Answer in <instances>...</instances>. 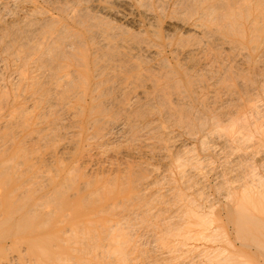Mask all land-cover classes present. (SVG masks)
<instances>
[{"label": "rangeland", "instance_id": "1", "mask_svg": "<svg viewBox=\"0 0 264 264\" xmlns=\"http://www.w3.org/2000/svg\"><path fill=\"white\" fill-rule=\"evenodd\" d=\"M161 5L159 4L161 10L157 6V11L159 13L160 10L163 20L165 18L163 16H165V14L170 11V8L168 7L167 3H165V5L164 4ZM141 8H143L142 4H141ZM85 18L87 20L84 19L85 21L83 20L82 23H79L80 27H82V24L84 27L85 25L87 26L90 23L89 21L90 19H88V17ZM28 25H30L31 27ZM16 27L14 26L16 30L18 28L20 29H18V32H16V30L13 28L15 30V31L13 30L15 32L14 38L15 36L17 39H20L21 37L24 36L25 38H27L28 36L30 38L31 35L32 39L30 38L31 40L29 39L30 41L28 42L30 43V45H35V44L37 45L39 41L38 39L40 38H41L40 43L44 42L42 41V35L40 34L41 30L39 29L40 28L39 24L29 23L25 25L22 23L19 25V27L18 26ZM26 27L27 29H25ZM97 27L98 26H96L93 30L95 32L96 31L98 32L99 29V36H97L98 38L97 37L96 38L98 41H100L102 39L100 35L102 34L101 32L103 31V28L101 26H99L98 28ZM29 28H31L32 30L31 29L29 30ZM37 28L39 30V31L37 30L39 33L36 31ZM237 28H238L237 30L236 28H234V30L231 31L232 34L222 32L224 30H222L221 28H213V31L215 29L214 31L215 33L213 31L212 32L215 35L206 32L207 37L209 34L211 39H209V37L207 38L205 35V37L203 36L200 40H198V43L200 44L196 43L197 44L196 46H198V48L196 46L195 48H197L198 53H202V54L200 55L201 56L200 58L198 57L199 59L197 58L194 61V63L197 64L198 69L196 68V70L198 71L200 70L199 71L200 73L198 72L197 74L198 76L190 75V77L192 76L191 77L192 81H190V84L185 82L186 79L182 78V75H170V76L166 75L167 77L161 75L162 73L160 72V69L164 67L163 66L158 67L157 64L160 62L165 64L166 62H163L158 58L148 57L149 55L147 56L146 52L141 53L137 51V49L136 51L134 49L135 54L137 53V54L145 55L146 53L145 57L147 58H145L142 55H140V57L144 61L145 63L144 65L148 64L150 68L149 71L145 72L146 76L145 75L141 76V77L144 76L142 80L137 81L136 79L137 78L141 79V77L139 75L138 76L129 75L131 71L127 73L125 72V69H123V67H118V68L120 69L122 68L125 74L122 72V69L120 71V69L117 70V67H115V69L113 66L109 67L110 71L107 70V72L111 74H114L116 71L122 73L120 74L118 72L119 75L115 73L114 74L115 77L113 75H103V74L101 75L100 73H102L103 71L100 73H96V75L98 76L94 75L95 77L100 79H105V77L107 76L108 77L113 76L112 77L113 79L109 80L104 85L106 86L111 84L109 86L112 87V88L110 87L112 94L110 93V96L105 97V100L107 98V100L105 101L107 103H105V105L108 104L107 106H111L110 109L109 107L108 109L112 112V114L110 115L106 111L103 112V114H99L97 117L96 115L91 117L92 122H90L91 124L90 126H92L95 122L100 120L101 121L99 122V124L95 123L94 126H96L97 124L102 125V121L104 120L105 122H107L105 123V126L115 127L116 126L115 124H117L116 122H118L119 119H121L120 121L125 119L126 120V121L124 120L125 122L129 120V122H127V127L129 129L128 131L130 132V134L128 135L129 137L127 136L128 139L126 138V136H121L123 134L117 137H113V136L108 137V143L110 142L111 145L112 144L114 145V146L112 145V147L110 148H112V151L113 149L114 151L117 150L115 152L113 151L114 153L117 154L118 152L117 157L113 159L114 161L113 160L112 161L110 160L111 162L108 161L109 163H111V165H109V163L107 164V162H101L100 164H98L99 166L96 167L97 172L98 171L102 172L103 170H109V168H112V171L114 170L113 172H115L116 170V178H114V180L112 176L115 177V174H113L111 170L109 171V173L108 171H106L107 173L105 177H104L105 174L104 172L103 174L100 172H99L100 174L97 173V175H95L96 177L94 176L95 173L92 174L93 176L89 175L87 177L88 174L87 165H85V167L83 168H80L79 170H75L76 173L75 171H73L72 173L71 170H70L71 172L65 170L67 167H71L72 165H74V163H76V161L78 160V157H76L75 153L73 151H70V149L72 150L71 147L80 142V140H78L80 129L78 128V125H76L77 123L74 114H72V112L68 108L63 107V109L62 108L57 109L58 107L55 106L56 107V111H55V107L53 106L52 112L54 109L55 115L51 113L49 115V119L53 120L55 119V117H59L61 119L63 118L62 121L64 122V118L66 117L65 118L66 123L62 122V124L58 125L59 128H62L63 130L62 129L60 130L58 126H55V129L53 128V131L52 129L49 130L50 132L44 131L43 134L45 135L43 136L40 135L38 139L39 141L36 140L37 138L34 140L36 141L35 146H39L40 148L41 153L39 154V157H42L43 154L46 155L49 151L52 152V150L47 146L48 144L46 145V143L48 142H46L45 140L46 139L45 137H47L46 133L47 134L50 133L48 134V136L51 138L57 136L55 138L56 142L57 141L59 142L61 138L62 140H64L65 138L66 141L61 140L63 143L60 141L57 144L61 143L62 145L68 147L69 150L68 149L66 150L67 151L65 154L66 156L63 155V157H53L52 159H49V162L50 161L55 162L54 159L56 160L55 163L50 162L51 165L53 164L52 166L48 164V166H51L50 169L52 170L51 171L49 169L50 175H48L49 170L48 173H44V171L46 172L47 171L46 169L48 168H45V170L42 171L41 174H39L42 175L41 177L45 176L44 179L47 180L46 181L47 184L46 182H44L45 180L43 178L40 179L38 177L39 175H36L38 179L37 177L33 179L32 178L33 174L27 173L25 176H23V179L26 180L27 184H25V186H23L20 190L18 188L17 191L16 190H9L8 192L3 190L0 191V200H1L0 206H2L0 207V264H264V36H263L264 34L263 33L260 34L258 32H257L258 34L257 33L255 34L254 31H252L251 33L250 30H245L244 26L242 25L239 26L237 25ZM64 29L65 30H62V32H59V36L62 35V34L60 35V33H63V37L61 36V38H64L66 36L67 40H65L64 42V40L59 37L61 41L57 40V42H54L56 45L59 43L58 44L59 48L63 46L62 49H59L58 46L56 47L55 45H52L54 43L47 40L46 45L44 44L45 42L42 43L44 45L42 46L39 45L41 47L40 50L44 51L43 55L41 56L42 60L40 59L42 63L39 60L38 64L41 63L40 65L37 64V61L35 62V66L33 65L37 74H41V76L43 75L45 76V78L49 76V73L50 76L52 77H53V73H55L54 75L55 78L50 77L51 78L50 79L48 77V79H45L43 76L41 77L44 85L47 84L46 83L47 81L50 82L48 83V85H45L46 88L48 89L51 88V85L55 84L54 80L56 82L57 77L60 75L61 72H63L64 67H66V65L64 66V64L70 62L69 60L70 59L72 60V57L78 52L76 51L79 48L78 47L76 49L77 45L76 46L74 45L75 46L74 47L75 51H74L73 45L69 44L70 33L68 32L67 28ZM27 30H29V32ZM65 31L67 32L68 37L67 34L64 35ZM94 31H92L91 33H93ZM207 31H211V30H207ZM24 32L26 33L24 34ZM127 33L128 30L125 28L116 29L115 32H113V34L116 35L112 34V36L114 37L111 36V39H108L106 41L108 43L107 45H109L110 41L126 44L127 41L126 42L124 41L126 40ZM222 33H223V39L226 38V40L222 39ZM33 37L36 38L35 41H33L34 39ZM217 37L219 38L220 41L217 40ZM213 39L215 41H212ZM224 41H226V43ZM229 41L231 42L234 41V42L233 43L230 42L231 44L229 45L227 43ZM130 42L132 43V41ZM218 42L220 43L222 42L225 46L224 45L222 46V44ZM216 43L219 44L220 46H216L217 45ZM205 44L208 45L209 49L205 46ZM47 45H50L52 47L50 46L48 47ZM239 45L242 46L240 47ZM67 46L68 47L71 46V51L70 48H68ZM152 46L153 44H146V47L152 48ZM44 47L46 48L44 49ZM64 47L66 48L64 49ZM213 47L214 48L217 47V50H214ZM47 48L48 49L55 48V51L54 49L48 50ZM102 48L104 49L106 48L105 50H107V46L105 47L103 46ZM80 49L81 48H79L78 50ZM65 50H69L74 54L69 52V54H71L70 56L68 55V51L67 53L64 52ZM203 50L204 52H202ZM47 51L50 52L46 53ZM53 51L54 53L51 54V52ZM59 52H62L63 54H60ZM205 53H208V56ZM54 54L57 56V59ZM65 54H67L68 57ZM54 56L55 58H53ZM51 58H53V61L51 60ZM148 58L149 61H147ZM204 59L206 61H203ZM54 60L55 62L57 60V62L55 63ZM203 62L204 65L202 64ZM58 63H62L61 64L62 66H60V64L58 65ZM155 63L156 65H154ZM47 64H49V66L51 67L50 69H54L53 66L55 65L54 67H56L55 68L56 71L55 70L52 71L49 68H47L48 67ZM153 66L156 67H154V69L151 70ZM207 66H209L210 68ZM202 67L204 69L205 68L207 69L204 70ZM42 68H44V70ZM202 69L205 71L207 75L204 74V71H201ZM37 70L39 71L41 70V72ZM57 70H60V72L59 71L57 72ZM154 70L156 71L154 72ZM4 71L1 72L3 74H0V78L1 80L3 78L2 81H7L9 74L7 69ZM148 73L149 74L152 73L151 76ZM147 74L149 76L148 79L146 78ZM116 75L118 76V78L122 79V83H120L121 79H118ZM133 76L137 78L135 79L133 78L130 81L127 80L128 78ZM4 77L6 78L4 79ZM115 78L117 80H114ZM123 78L125 79V82ZM150 78L152 79L155 78L156 80L158 79V81L161 83L157 82L154 85L152 79L151 82H149ZM166 78H168L169 80ZM198 78L199 80H197ZM146 79L148 80V82ZM155 79L153 81H155ZM133 80L134 82L136 81L137 83L139 82L140 85L141 83L143 85L140 86L136 82L134 83ZM126 82H128V86L126 85ZM131 82L132 85L130 84ZM175 82H177L176 83L177 85L175 84ZM195 82L197 86L191 87L192 85H195L194 84ZM167 83L169 84L170 87L172 85V88H170L172 89V91L176 90L173 92L171 90L169 91L172 92L173 95L170 94L169 92L167 93L164 91L162 92L159 89L161 85L163 86L166 85ZM199 83L201 85H199ZM119 84L121 86V89L120 86L117 87V85ZM130 86L133 89H131ZM153 86L156 87L153 88ZM7 88L5 89L7 90ZM127 88L130 89L129 90L130 92L128 91ZM179 88L181 91L180 93L178 90ZM194 88H197V90L196 89L194 90ZM181 89L182 90L184 89L183 93ZM121 90L124 93H122ZM140 90L141 91L145 90L146 92L145 99L142 98L138 100L137 98H135L137 93L138 92L140 93ZM53 91L55 90L52 89L51 92ZM119 91L122 94L119 93ZM125 91L126 93H128L126 94L127 96L125 95ZM149 92L150 94L148 96L147 93ZM155 92L156 93L159 92V93L155 94ZM160 92L162 95H159ZM50 94H51L50 96L55 97L54 92ZM124 96L125 98H127L128 96L131 97V99L129 98V103H131L130 105L129 104L121 105L125 103L124 102L125 100H122L125 99L123 98ZM177 96L180 99H178ZM160 98H163V101L165 100L167 102H162ZM173 98L179 104L176 103L174 104V106H172L173 104L170 102L173 100ZM157 99H159L160 101ZM169 99H171V101H169ZM181 99H185V100H181ZM109 100H111L110 101L112 102L111 104L110 102H108ZM120 100H122L121 104H120L121 102ZM147 100L149 101V103ZM144 102L146 105L149 104V107L146 106ZM150 102H152L154 105L152 103L150 104ZM157 102H160V104L159 103L157 104ZM168 103H170L169 107L171 109L173 107L172 110L168 108L167 106ZM159 105L161 106L159 107ZM180 105L181 106L183 105L182 108L184 109H182ZM124 106L126 110L128 109L129 106L132 109L129 107L127 112H125L126 110L124 109ZM137 106H139L140 108H137ZM162 106L163 107L165 106L163 108L165 112L163 111ZM177 106H179V109ZM118 108L120 109V111L122 109L121 112L122 116L120 115V112L118 115V111H119ZM136 108L138 110L140 109L142 110L140 111L141 115L144 114L145 112H146L145 115L146 114L147 115L146 116L144 115L145 117L143 115L140 116V112L138 110L136 111ZM142 108L145 110H143ZM152 108L154 109L158 108V109L154 110ZM64 109L67 110V112L62 111ZM58 111L59 114L62 115L63 117L60 116L58 113H56ZM63 112H65L64 114L68 115V118L66 115L64 117ZM113 112L117 113L116 116L119 118H117L113 114ZM150 112L151 115L149 114L150 115L149 116L148 113ZM69 113L73 116H71ZM104 113H106V116H104L105 115ZM152 113L154 114V116H152L153 115ZM179 113H182V115L179 116L180 115ZM170 114L171 115L175 114L174 117L176 116V118L170 116ZM168 115L171 117V119H169ZM70 116L72 117L71 119ZM135 116L137 117L139 116L143 120L142 119L140 120L139 117L135 118ZM95 117L97 118V121ZM167 117L169 120L167 119ZM115 118L117 119L115 120ZM165 118H166V123H165L166 126L164 124ZM68 119L70 123L66 121ZM72 120L73 122H71ZM135 120L136 121L140 120V121H137L136 123ZM149 120L151 123L149 122ZM132 121H134L135 123L133 124ZM152 121L153 122L155 121L156 124L158 125V128L160 127L164 132V133L161 132V129L157 128L156 131L157 130L159 131L157 132L155 131L156 136L162 134L163 135L162 137L158 136L157 138L154 135L155 140L157 139L158 140L155 141L154 138L150 139L147 142V144H145L146 142H142L141 140H138L139 142H141L139 143L136 139L134 140V138H132L134 135L133 130L134 133L139 132V134L136 133L137 137H135L136 135H134L135 138H138V136L145 129L144 128L145 123L146 126H149L153 123ZM184 121H186V123ZM67 122L71 126L70 125L68 126ZM148 122L150 124H148ZM129 123H130L129 125L130 128L128 126ZM132 124L134 125L135 128L133 127ZM63 125L65 126L64 128L62 127ZM136 125L137 126L141 125L139 127H141L142 129L140 130V128L137 127ZM131 126L133 129H131ZM167 126L169 127L168 128L169 131L167 130V128L163 130V127L165 128ZM15 128L16 127H13V129L11 128L12 129L11 133H10V129L7 130L6 132H8L9 134L6 132L2 133L0 136L1 139L0 143H2V139H4L5 141L12 139L13 136L12 131L15 132L17 129H19L18 127L16 129ZM56 128H58L57 129L58 132L56 131ZM71 128L74 129L70 130ZM103 130L104 129H102V131L100 130L98 135H100L101 132H103ZM135 130L138 131L135 132ZM53 132L55 133V136L53 135L54 134ZM92 132L93 129L92 131H89L88 134V137L92 136V139H89L90 138L89 137L88 138L89 140H87V142L88 143L93 142L96 148L87 151V154L94 155L95 153L99 152L101 153L99 156L104 159L103 155H105L104 152L107 150L106 148L108 146H100L99 144L102 141V139L96 137L95 135H92ZM105 132L106 131L104 130L103 133L105 134ZM103 133L101 135H103ZM60 134L63 136H61ZM77 134L78 137H76ZM58 135L60 136V138ZM167 135L168 137L166 138ZM71 136L73 138L75 137L78 141L75 140L76 142L74 141L73 144L72 141L74 139H71L72 138ZM93 136L96 137L97 139L96 138L93 139ZM66 137L69 138V143H67L68 138ZM163 137L164 139H162ZM131 138L132 141L130 142ZM112 139L114 142L112 141ZM122 140H124L123 142L126 141V143L129 145L125 143L123 144L121 142ZM44 141L45 143H43ZM117 141H118V145L116 143ZM41 142L43 144H41ZM70 142L73 145L70 144ZM67 144L68 145L70 144L72 146L70 147V145L68 146ZM115 144L117 145V148ZM145 145L147 149L145 148ZM41 146L42 147L44 146L43 150L41 149ZM99 148L102 150H100ZM122 151L123 152L127 151L132 154V157L133 156L134 157L129 158V161L127 158H121L120 156H122L121 153ZM141 151H143L144 153L141 154L142 153ZM148 152L150 153L152 152L153 154L152 153L149 154ZM68 154L71 155V159L69 160L67 159L68 160L67 161L65 159L69 156ZM142 156H146V157L142 158ZM118 157L121 158L122 160L121 159L117 160ZM135 157L140 158L141 160L138 159L137 161ZM153 157L155 158V160ZM59 158H61V160ZM133 160L135 162L134 165L136 164V167L133 166ZM18 161H20V165H18L19 164ZM62 161L63 163H59ZM126 161L129 163H126ZM137 162H139V164ZM11 163H12L10 164L11 166L7 165L9 167L5 166L6 168L5 167L3 168V170L4 169L6 170L5 175L3 174L2 170L0 171V173L2 172L1 174H3L0 175L2 176L0 178H2L4 181H6V177L10 181V179H12L15 176L14 173H16L15 171L17 169L19 171L17 170L18 173L16 174L17 175L16 177H20L21 175L24 174L21 172L23 169V166L21 165V160L15 159L14 162ZM121 164H126V167L125 165H121ZM91 167L92 165H90L89 169H91ZM8 168L10 171L8 170ZM54 168H56V170ZM63 169L64 171H62ZM124 170H126V174H123L122 171ZM134 171H136L137 174ZM10 172L11 174H9ZM51 172H53L52 175ZM56 172L57 173L59 172L58 174L59 177L56 176L57 175ZM67 173L70 175H67ZM76 174L78 175L77 177ZM156 174H158L159 176H156ZM71 175L75 177V180L73 179V177H70ZM100 175L102 176L99 180H103V182H105V185L103 192L100 191V193H98L99 191L97 192L94 187L97 181L94 180H98V177ZM126 175L127 177H124ZM49 176L51 177V179H49L50 178ZM90 176L93 180H91ZM109 176L111 177V179ZM67 177L69 178L65 179ZM30 179H33V182H31L32 180L30 181ZM105 179L107 180V182L104 181ZM66 180L70 182L68 181L65 182ZM72 180H74L75 183L72 184ZM89 180L91 181L89 182ZM112 180L115 182V184L114 182H112ZM34 182L35 185H33ZM86 182L88 183V185H86L87 184ZM43 183L44 185L42 190L41 185ZM107 183H109L108 186L110 185V183L111 185L108 187ZM67 184H69L70 186ZM145 184L147 185V188L145 187L146 186ZM28 185H31V188ZM32 185L34 186L33 188ZM89 185L90 187H88ZM80 186L82 188L86 186V188H84L83 190L81 189ZM29 188L31 191L28 190ZM35 188L39 192H37ZM57 188L59 192L57 191ZM107 188L110 191L107 190ZM54 191L57 192L56 195H55L56 192ZM74 191H76V193H74ZM121 191L124 192L122 193ZM91 192L93 194L95 192V194L93 195ZM102 193L104 194L102 195ZM25 194L26 196L24 197ZM99 194H101V196ZM43 196H45V198L41 199ZM46 198L48 199V201ZM113 198L115 199L117 198L118 201L114 203ZM45 199H46V204L48 205L49 208L44 203ZM50 199L52 200L51 202L49 201ZM65 200H68V202ZM81 200L84 201L85 203H83ZM49 202L51 205L48 204ZM75 202L78 203V206ZM117 203L119 205H116ZM37 204L40 206V209L39 206H37ZM65 204H67L68 207H72V208L81 207V209L85 211L86 210L92 211L91 222H87L86 224H82V225L79 224V225L71 226L68 221L69 218L68 213L70 211L62 208ZM114 206L116 207L118 206V207L117 208L115 207L113 209L112 207ZM99 210L100 213L102 212V214L99 213ZM63 218L64 220L65 219L66 220L64 221ZM49 220L50 222L48 224ZM93 222L94 224L91 225L89 224Z\"/></svg>", "mask_w": 264, "mask_h": 264}, {"label": "bare ground", "instance_id": "2", "mask_svg": "<svg viewBox=\"0 0 264 264\" xmlns=\"http://www.w3.org/2000/svg\"><path fill=\"white\" fill-rule=\"evenodd\" d=\"M165 3L168 4V7L170 8V11L168 13L165 14V17L163 20H162V16H161V13H160V10H161V7L162 5L161 4H164ZM141 4L143 6V8H141ZM159 4L161 5V7L159 6ZM157 6L160 8L159 10V13L157 11ZM167 6V5H166ZM158 8V9H159ZM216 16H215V15ZM85 17H88V19H90V23L86 26L83 27V24H82V27H80L79 23H82V21L84 19H86ZM87 20V19H86ZM85 21V20H84ZM241 21V22H239ZM29 24V23H33V24H39L40 25V30H41V35H42V43H44L45 45L47 44V40H49L50 42H57V40H60L59 37L61 38V36L63 37V33H60L61 36H59V32H62V30H65L64 28H67L68 29V32L70 33V43L71 45H73V48L77 45L76 49L79 47L81 48L80 50H76L78 51L73 57H72V60L70 59L67 64H64V66L66 65V67H64L63 69V72L60 73V75L57 77V80L55 82L54 80V85H51V88H46L45 85H48V83L50 82H45L47 84H43V81H42V76L41 74H37V72L35 71V68L33 67V65L35 66V62L37 61V64H38V61L41 59L42 60V55H43V52L44 51H41L40 50V46L44 45L42 43H40V39H38V44L36 45H30V43H28L32 37L30 35V38L29 36L27 38L24 37H21L20 39H17L16 36L14 38V35H15V30H16V26L19 27L20 24ZM86 23V22H85ZM239 23V24H238ZM101 24V25H99ZM31 25V24H30ZM28 25V26H30ZM237 25H242L244 26L245 30H250L251 33L252 31L255 32V34L258 32V33H263L264 34V0H0V74H3L1 72H3L4 70L7 69L8 71V80L7 81H2L1 78H0V136L2 133L6 132L7 130L10 129V133H11V130L13 129V127H18L19 129H17L15 132L12 131V139L8 140V141H5L4 139H2V143H0V171L2 170L3 171V174L5 175L6 173V170L3 168L6 166V167H9L7 165H10L12 164L11 162H14L15 159H19L21 160V165L23 166V169H22V173H24L23 175H19L20 177H16L17 175V170L15 171L16 173H14V177L12 179H10V181L7 179L6 177V181H4L2 178H0V191L3 190V191H6L8 192L9 190H16L19 188V190L25 186L26 183V180L23 179V176H25L27 173H31L34 175H32V178L35 179V177H37L36 175H39L41 174L42 171L45 170V168H48L46 169L47 171L44 173H48V170L50 169V167L53 165L50 164L49 162V159H52L53 157H63V155L66 154V150L68 149V147L62 145L61 143L60 144H57L59 143L61 140L58 142H56V137H49L48 134L50 133H46V136L45 137L46 139V145L52 150L49 151L46 155H42V157H39V154L41 153L40 151V148L39 146H35V142L34 141L36 138V140L39 139V136H43L45 134H43L44 131H49L50 129H52L53 131V128L55 129V126H58L59 124H62V120L63 118H59V117H55V119L51 120L49 119V115L51 113H53L55 115V111H56V107L57 106L59 108H62L63 107H66L68 108L72 114H74L75 116V120H76V125H78V128L80 129L79 131V139L80 142L75 144L74 146H72L74 144V141L77 140L75 137L71 139H74L72 142L73 144L70 142V147L72 148V150L70 149V151H73L76 155V157H78V160L76 161V163H74V165H72L71 167H67L65 170L73 173V171L75 170H79L80 168H83L85 167V165H87V169H88V174H87V177L89 175L93 176L92 174L97 175V173H99L100 171L97 172V169L96 167L99 166L98 164H100L101 162H107V164L109 163L108 161H112L114 158L117 157V154L114 153V149L112 151V145L111 143L109 142L108 143V137L109 136H113V137H117L121 134V136H126V138L128 139V135L130 134V132L128 131V127H127V122H129V120L127 122H125L124 120L120 121L121 119H119L118 122H116L117 124H114L116 125L115 127H107L105 126V122L104 120L102 121V125H98L99 122L101 121H97V116L99 114H103V112H106L108 114H112V112L109 110L111 106H107L105 105V102L107 100H105V97L106 96H110V93L112 94V91H111V84L109 85H105L106 82H108L109 80L113 79L112 77L114 76V74H118V72L116 71L114 74H111L108 71L109 70V67H117V70L120 69L118 67H123V69H125V72H129V75H139L140 77L142 75H145V72L149 71L150 68L148 66L147 63H150V62H147L146 64L147 65H144V61L142 60V58L140 57V55L142 54H135L134 52L136 51H139V52H146L147 53V56L148 57H154V58H158L160 60H162L163 62H166L165 64L163 63H158L157 66L158 67H164L162 69H160V72L162 73L161 75H164L165 77H167L166 75H182V78L186 79L185 82H187L188 84H190V81H192L191 77L193 75H197L198 70H196L197 68V64L194 63V61L199 57H201L200 55L202 53H198L197 51V48L198 46H196L197 44H200L198 43V40H200L203 36L205 37L206 35V32H209L211 34H214L215 32V29L213 31V28H221L222 32H226V33H230L232 34V30H234V28H236V30L239 28H237ZM14 26L16 28H14ZM32 26V25H31ZM30 26V27H31ZM34 26V25H33ZM38 26V25H36ZM96 26H101L103 28V31L101 32L102 34L100 35V37L102 38L100 41L97 40V36H99V29H98V32L94 31L93 29L96 27ZM24 27V26H23ZM97 27V28H98ZM228 27V28H226ZM241 27V26H240ZM15 30H14V29ZM118 28H125L128 30V33H127V36H126V40L124 42L127 41L126 44H121V43H118V42H113V41H110L109 45H107L108 43L106 42L108 39H111V36L113 34V32H115L116 29ZM225 28V29H224ZM11 29V30H10ZM20 29V28H18ZM18 29L16 30V32H18ZM22 29V28H21ZM24 29V28H23ZM27 29V27L25 28ZM24 29V30H25ZM31 28H29L30 30ZM243 29V28H242ZM14 30V31H13ZM29 30H27L29 32ZM32 30V29H31ZM38 30V28L36 29V31ZM101 30V29H100ZM207 30H211V31H207ZM39 31V30H38ZM37 31V32H38ZM43 31V33H42ZM92 31H94L93 33H91ZM214 33H213V32ZM217 31V30H216ZM239 31V30H238ZM241 31V29H240ZM20 32V31H19ZM33 32V31H32ZM30 32V33H32ZM23 33V32H22ZM26 32H24L25 34ZM39 33V32H38ZM123 33V31H122ZM217 33V32H216ZM242 33V31H241ZM257 33V34H258ZM20 34V33H19ZM29 34V33H28ZM36 34V33H34ZM67 34V32L65 31L64 35ZM72 34V36H71ZM117 34V32H116ZM116 34H113V35H116ZM208 34V33H207ZM219 34V33H218ZM217 34V35H218ZM239 34V33H238ZM244 34V33H243ZM242 34V35H243ZM21 35V34H20ZM23 35V34H22ZM33 35V34H32ZM123 35V34H122ZM215 35V34H214ZM226 35V34H225ZM241 35V36H242ZM235 36V34H234ZM254 36V35H253ZM264 36V35H263ZM262 36V37H263ZM39 37V36H38ZM67 37H68V34H67ZM97 37V38H96ZM99 37V38H100ZM114 37V36H112ZM116 37V36H115ZM124 37V36H123ZM207 37V35H206ZM208 37L209 39H211V37L209 36L208 34ZM207 37V38H208ZM214 37V36H213ZM219 37V36H218ZM217 37V40H219V38ZM221 37V35H220ZM251 37V36H250ZM257 37V36H256ZM259 37V36H258ZM19 38V37H18ZM34 38V37H33ZM65 38V39H64ZM64 38H61L64 40H67L66 39V36ZM72 38V39H71ZM241 38V37H240ZM245 38V37H243ZM254 38V37H253ZM30 39V40H29ZM36 38L33 39V41H35ZM222 39H223V33H222ZM226 40V38H224ZM223 39V40H224ZM62 40V41H63ZM69 40V38H68ZM203 40V39H202ZM230 40V39H229ZM61 41V40H60ZM132 41V43L130 42ZM195 41V42H193ZM197 41V42H196ZM204 41V40H203ZM212 41H215L214 39ZM263 41V40H262ZM63 42V43H64ZM121 42H122V39H121ZM202 42V41H201ZM211 42V41H210ZM217 42V41H216ZM226 43V41H224ZM227 42L229 45L233 42ZM197 43V44H196ZM206 43V42H205ZM214 43V42H213ZM220 43V42H218ZM34 44V42H33ZM49 44V43H48ZM52 44V43H51ZM59 44V43H58ZM58 44L56 45L55 43L52 44V45H55L56 47L58 46ZM106 44V45H105ZM146 44H153L152 48L151 47H146ZM202 44V43H201ZM211 44V43H210ZM217 44V43H216ZM222 44V46L224 45L222 42L220 43ZM255 44V43H253ZM259 44V43H258ZM40 45V46H39ZM65 45V44H64ZM75 45V46H74ZM227 45V44H226ZM234 45V44H233ZM238 45V44H237ZM260 45V44H259ZM48 47L50 45H47ZM61 46V45H60ZM105 47L107 46V50H105L104 48L102 47ZM151 46V45H150ZM195 46L197 48H195ZM200 46V45H199ZM202 46V45H201ZM205 46L208 48V45L205 44ZM204 46V47H205ZM216 46H220L219 44H217ZM225 46V45H224ZM228 46V45H227ZM240 46V45H239ZM242 46V45H241ZM240 46V47H241ZM52 47V46H50ZM63 47V46H62ZM58 48L59 49H62ZM68 47V46H67ZM146 47V48H145ZM210 47V46H209ZM261 47V46H260ZM46 47H44L45 49ZM57 48V49H58ZM66 47H64L65 49ZM70 48V51H71V46L68 47ZM144 48V49H143ZM202 48V47H201ZM200 48V49H201ZM212 48V47H211ZM214 48V47H213ZM225 48V47H224ZM48 49V48H47ZM54 51H55V48H53ZM53 49H48V50H53ZM135 49V51H134ZM209 49V48H208ZM231 49V48H230ZM206 50V49H205ZM212 50V49H211ZM210 50V52H211ZM214 50H217V47L214 48ZM51 52V54L54 53ZM68 51V55L71 56V54H69V50H65L64 52L67 53ZM74 51H75V48H74ZM133 53H132V52ZM50 51H47L46 53H48ZM138 52V53H139ZM204 52V50L202 51ZM223 52V51H222ZM243 52V51H242ZM60 54H63L62 52H59ZM70 53H73V52H70ZM146 53L145 55L143 54L142 56H146ZM217 53V52H216ZM226 53V52H225ZM56 54V53H55ZM54 54V55H55ZM58 54V55H60ZM74 54V53H73ZM207 54L208 56V53H205ZM220 54V53H219ZM46 55V54H45ZM67 55V54H65ZM67 55V57H68ZM230 55V54H229ZM56 56V55H55ZM55 56L53 58H55ZM64 56V55H63ZM206 56V55H205ZM204 56V57H205ZM231 56V55H230ZM45 57V56H44ZM43 57V58H44ZM65 57V56H64ZM143 57V58H144ZM222 57V56H221ZM53 58H51V60L53 61ZM147 58V57H145ZM150 58V59H151ZM198 58V59H199ZM47 59V57H46ZM50 59V58H49ZM56 59H57V56H56ZM68 59V58H67ZM203 59V58H202ZM40 60V62L42 63V61ZM152 60V59H151ZM150 60V61H151ZM49 61V60H48ZM149 61V58L148 60ZM199 61V60H198ZM202 61V60H200ZM203 61H206L205 59ZM39 62V63H40ZM55 62V60H54ZM57 62V60H56ZM55 62V63H56ZM146 62V61H145ZM157 62V61H156ZM197 62V61H196ZM209 62V61H208ZM211 62V61H210ZM40 63V64H41ZM43 63H44V60H43ZM131 63V64H130ZM206 63V62H205ZM247 63V62H246ZM38 64V65H40ZM46 64V62H45ZM50 64H53V63H50ZM60 64V66H62L61 64L62 63H58V65ZM201 64V63H200ZM204 65V62L202 63ZM224 64V62H223ZM248 64V63H247ZM48 67L47 68H51L49 66V64H47ZM118 65V66H117ZM156 65V63L154 64ZM208 65V64H207ZM52 66V65H51ZM55 66V65H54ZM54 69H50V70H55L56 71V67H54ZM200 66V65H199ZM59 67V66H58ZM154 67L156 66H153L152 69H154ZM209 67V66H207ZM212 67V66H211ZM60 68V67H59ZM203 68V67H202ZM210 68V67H209ZM41 69V68H40ZM44 70V68H42ZM112 69V70H114ZM122 69V68H121ZM120 69V71H121ZM123 69H122V72H123ZM157 69V68H156ZM159 69V68H158ZM198 69V68H197ZM200 69V68H199ZM204 69V68H203ZM201 70V71H204V70ZM228 69V68H227ZM39 71V70H37ZM51 71V72H52ZM54 71V72H55ZM60 72V70H57V72ZM103 71V72H102ZM156 70H154L155 72ZM158 71V70H157ZM207 71V70H206ZM6 72V71H4ZM41 72V70L39 71ZM38 72V73H39ZM47 72V71H46ZM102 72V73H100ZM151 72V71H150ZM153 72V71H152ZM44 73V71H43ZM96 73H100L101 75H113V76H110V77H105V79H100V78H97L95 77L94 75H96ZM120 73V72H119ZM124 73V72H123ZM157 73V72H156ZM200 73V72H199ZM208 73V72H207ZM210 73V72H209ZM7 74V73H6ZM99 74V75H100ZM122 74V73H120ZM125 74V73H124ZM149 74V73H148ZM147 74V79L149 78ZM152 74V73H151ZM151 74H149L151 76ZM155 74V73H154ZM159 74V73H158ZM203 74V73H202ZM204 74L207 75L204 71ZM214 74V73H212ZM46 75V73H45ZM55 73H53V77H54ZM119 75V74H118ZM190 75H192L190 77ZM98 76V75H96ZM146 76V75H145ZM168 76V77H169ZM198 76V75H197ZM201 76V75H200ZM7 77V76H6ZM4 77V79L6 78ZM10 77V79H9ZM45 78V76H43ZM47 77V76H46ZM49 78H53L52 76H50V73H49ZM45 78V79H48ZM95 77V79H94ZM115 77V76H114ZM116 77L118 78V76L116 75ZM120 77V76H119ZM144 77V76H143ZM141 79H138L137 77H130V78H126L127 80H132L133 78H137L136 80L139 81V80H142ZM160 77V76H158ZM162 77V76H161ZM172 77V76H171ZM196 77V76H195ZM43 78V79H44ZM50 78V79H51ZM55 78V77H54ZM203 78V77H201ZM118 79H121V78H118ZM124 79V78H123ZM146 79V80H147ZM151 79L150 78V81L151 82ZM155 79V78H154ZM154 79H152V82H154V85L155 83H161L158 81V79L155 81H153ZM168 79V78H166ZM194 79V77H193ZM114 80H117L116 78ZM160 80V79H159ZM169 80V79H168ZM179 80V79H178ZM199 80V78L197 79ZM195 80V81H197ZM51 81V80H50ZM120 81V80H119ZM118 81V82H119ZM128 81V82H129ZM144 81V79H143ZM161 81V80H160ZM163 81V80H162ZM165 81V80H164ZM124 82H125V79H124ZM123 82V83H124ZM128 82H126V85L128 86ZM134 82V80H133ZM136 82V81H135ZM134 82V83H135ZM142 82V81H141ZM148 82V80H147ZM146 82V83H147ZM179 82V81H178ZM200 82V81H199ZM116 83V82H115ZM122 83V79H121V82ZM133 83V84H134ZM137 83V82H136ZM145 83V82H144ZM174 83V82H173ZM172 83V84H173ZM177 82H175L176 84ZM117 84V83H116ZM116 84H115V87H116ZM132 85V82L130 83ZM137 84L140 85V83L138 82ZM151 84V83H150ZM153 84V83H152ZM195 85H192L191 87L193 86H197L196 85V82L194 83ZM124 85V84H123ZM122 85V86H123ZM138 85V86H139ZM141 85H143L141 83ZM140 85V86H141ZM146 85V84H145ZM158 85V84H157ZM177 85V84H176ZM199 85H201L199 83ZM206 85V84H205ZM104 86V87H103ZM120 86L117 85V87ZM136 86V85H135ZM134 86V87H135ZM150 86V85H149ZM8 87V88H7ZM111 87V88H110ZM133 87V86H132ZM146 87V86H145ZM156 86H153V88H155ZM174 87V86H173ZM7 88V90L5 89ZM123 88V87H122ZM126 88V87H125ZM131 88V86H130ZM137 88V87H136ZM149 88V87H148ZM152 88V87H150ZM159 88V87H158ZM172 85L171 87L169 86V84L167 83L166 85H161L160 86V90L163 92H169L170 90L172 91ZM177 88V87H176ZM187 88V87H186ZM54 89L55 91H53L55 93V97L53 96H50L51 94L50 93H53L51 92V90ZM117 89V88H116ZM120 89H121V86H120ZM128 89V88H127ZM133 89V88H131ZM175 89V88H174ZM197 90V88H194V90ZM50 90V91H49ZM126 90V89H125ZM130 89H128L129 91ZM153 90V89H152ZM179 90V93L181 92L180 91V88L178 89ZM177 90V92H178ZM182 90V89H181ZM127 91V90H126ZM125 91V95L128 94L126 93ZM132 91V90H131ZM154 91V90H153ZM173 91H176V90H173ZM172 91V92H173ZM184 89L182 90V93H183ZM193 91V90H192ZM117 92V91H116ZM114 92V93H116ZM122 93H124L122 90H121ZM119 91V93H121ZM130 92V91H129ZM138 92V91H137ZM172 92H169L170 94L173 95ZM186 92V91H185ZM121 93V94H122ZM136 93V92H135ZM145 90L144 91H141L140 90V93L138 92L136 97L138 100L139 99H145ZM159 93V92H157ZM155 92V94H157ZM118 94V93H117ZM148 96L150 94L147 93ZM154 94V95H155ZM199 94V92H198ZM197 94V95H198ZM120 95V94H119ZM124 95V94H123ZM159 95H162L161 92ZM158 95V97H159ZM165 95V93H164ZM186 95V94H184ZM194 95V93H193ZM112 96V95H111ZM114 96V95H113ZM127 96V95H126ZM130 96H131V93H130ZM135 96V95H133ZM147 96V95H146ZM147 96V97H148ZM152 96V94H151ZM157 96V95H156ZM171 96V95H170ZM155 97V96H154ZM168 97V96H167ZM185 97V96H184ZM183 97V98H184ZM190 97V96H189ZM199 97V96H198ZM114 98V97H112ZM118 98V97H116ZM115 98V99H116ZM122 98V97H120ZM125 98V96L123 97ZM129 98L131 99V97H127L125 99H122V100H125L123 104L122 103V100H120V104L121 105H130L131 103H129ZM134 98V97H133ZM134 98V99H135ZM178 98V96H177ZM203 98V97H202ZM250 98V97H249ZM109 99V98H108ZM150 99H153V98H150ZM162 100V102H167V101H163V98H160ZM165 99V98H164ZM172 99V98H171ZM171 99H169V101H171ZM176 99V98H175ZM180 99V98H178ZM207 99V97H206ZM113 100V99H111ZM111 100H109L108 102H110ZM156 100V99H155ZM159 100V99H157ZM181 100H185V99H181ZM117 101V100H116ZM133 101V100H132ZM142 101V100H140ZM146 101V100H145ZM148 101V100H147ZM160 101V100H159ZM168 101V102H169ZM191 101V100H190ZM194 101V100H193ZM131 102V101H130ZM135 102V101H134ZM132 102V103H134ZM153 102V100H152ZM150 102V104L152 103ZM188 102V101H187ZM112 102H110L111 104ZM116 103V102H115ZM137 103V102H136ZM135 103V104H136ZM149 103V101H148ZM147 103V104H148ZM160 104V102H157V104ZM172 103L171 105L174 106V104L178 103L174 100L170 102ZM170 103L167 104L168 108L171 109L169 106H170ZM182 103V102H181ZM180 103V104H181ZM140 104V103H139ZM145 104V102H144ZM153 104V103H152ZM156 104V103H155ZM179 104V103H178ZM188 104V103H187ZM191 104V103H190ZM134 105V104H133ZM146 105V104H145ZM154 105V104H153ZM165 105V104H164ZM185 105V104H184ZM53 106L55 107V111L53 109V112H52V108ZM141 106V105H139ZM139 106H137V108H140ZM144 106V105H143ZM149 107V104L146 105ZM145 106V107H146ZM152 106V105H151ZM161 105H159L160 107ZM171 106V107H172ZM181 106V105H180ZM183 106V105H182ZM181 106V108H182ZM186 106V105H185ZM189 106V105H188ZM109 107V109H108ZM115 107V106H113ZM128 107V106H127ZM130 107V106H129ZM128 107V109H129ZM143 107V108H145ZM153 107V106H152ZM155 107V106H154ZM165 107V106H164ZM162 106V109L164 108ZM176 107V105H175ZM178 109H179V106H177ZM213 107V105H212ZM121 108V106H120ZM123 108V107H122ZM131 108V107H130ZM136 108V111L138 110ZM142 108V109H143ZM147 108V107H146ZM187 108V107H186ZM119 109V108H118ZM124 109H125V106H124ZM123 109V110H124ZM127 109V110H128ZM132 109V108H131ZM151 109V107H150ZM154 109V108H152ZM158 108L154 109V110H157ZM173 109V107H172ZM171 109V110H172ZM184 109V108H182ZM126 110V109H125ZM127 110L125 112H127ZM145 110V109H143ZM175 110V109H174ZM62 111H66L67 110H62ZM139 112L142 111L141 109L138 110ZM150 111V110H149ZM164 111V109H163ZM169 111V110H168ZM167 111V112H168ZM179 111V110H178ZM115 112V110H114ZM113 114L116 116L117 113H114ZM119 112H120V115L122 116L121 112H122V109L120 111H118V115H119ZM124 112V114H125ZM130 112V111H129ZM145 112V111H144ZM165 112V111H164ZM166 112V113H167ZM189 112V111H188ZM59 114V111L56 112ZM65 112H63L64 114ZM132 113V111H131ZM130 113V114H131ZM134 113V112H133ZM143 113V112H142ZM146 113V112H145ZM142 114L143 116L145 115ZM154 113V112H153ZM152 113V114H153ZM156 113V112H155ZM160 113V111H159ZM163 113V112H162ZM257 113V112H256ZM68 114V113H67ZM70 114V113H69ZM106 116V113H104ZM138 114V112H137ZM151 115V112L148 113V115ZM168 114V113H167ZM173 114V113H172ZM180 114V115H179ZM177 115L181 116L182 113H179ZM186 114V113H185ZM219 114V113H218ZM60 115V114H59ZM66 114H64V117H65ZM71 115V114H70ZM95 119L97 122H95V119H94V122L95 123H98L96 126H94V124L92 126H90V122H92L91 120V117L95 116ZM133 115V114H132ZM141 115V112H140V116ZM147 115V114H146ZM145 115V116H146ZM149 115V116H150ZM157 115V114H156ZM160 115V114H159ZM165 115V114H164ZM163 115V116H164ZM175 115V114H174ZM174 115H171L170 116H173ZM187 115V114H186ZM196 115V114H195ZM62 116V115H60ZM67 118H68V115H66ZM73 116V115H71ZM70 116V119L72 118ZM103 116V117H104ZM113 116V115H112ZM131 116V115H129ZM144 116V117H145ZM154 116V114L152 115ZM169 116V115H168ZM169 116V119H171V117ZM63 117V116H62ZM117 117V116H116ZM126 117V115H125ZM137 116H135L136 118ZM139 117V116H138ZM137 117V118H138ZM166 117V116H165ZM178 117V116H177ZM186 117V116H185ZM66 118V117H65ZM65 118H64V122H65ZM105 118V117H104ZM108 118H111V117H108ZM119 118V117H117ZM115 118V120L117 119ZM140 118V117H139ZM155 118V117H154ZM163 118V117H162ZM176 118V116L174 117ZM173 118V119H174ZM102 119V118H101ZM127 119V118H126ZM130 119V118H129ZM142 118H140L141 120ZM168 119V117H167ZM168 119V120H169ZM181 119V117H180ZM239 119V118H238ZM99 120V118H98ZM140 120H137V121H140ZM143 120V119H142ZM147 120V119H146ZM155 120V119H154ZM179 120V119H178ZM187 120V119H186ZM240 120V119H239ZM69 122V119L66 120ZM113 121V119H112ZM136 121V120H135ZM136 121V123H137ZM156 121V120H155ZM153 122L151 125L149 126H146V123H145V126H144V131L138 136V138H135L137 137L136 135V131L138 130H135L136 133H134V130H133V134L136 135L132 138H134V140L136 139L137 141L138 140H141L142 142H146L145 144H147V142L150 140V139H153L155 140V136H156V132L159 131L156 129L158 128V125L156 124V122ZM159 121V120H158ZM207 121V120H206ZM63 122V123H64ZM67 122V124H68ZM73 122V120L71 121ZM75 122V121H74ZM109 122V121H108ZM133 124L135 123L134 121H132ZM150 122V120H149ZM148 122V124H150ZM161 122V121H160ZM177 122V121H176ZM175 122V124H176ZM182 122V121H181ZM186 123V121H184ZM200 122V121H199ZM66 123V122H65ZM70 123V122H69ZM113 123V122H112ZM163 123V122H162ZM166 123V118H165V122L164 124ZM179 123V121H178ZM216 123V122H215ZM232 123V122H231ZM75 124V123H74ZM113 124V125H114ZM132 124V125H133ZM174 124V123H173ZM182 124V123H180ZM65 125V124H64ZM62 126L63 128L65 126ZM70 124H68L69 126ZM74 125V126H76ZM108 125V124H107ZM111 125V124H110ZM130 125V123L128 124V126ZM160 125V123H159ZM163 125V124H162ZM206 125V124H205ZM219 125V124H218ZM71 126V125H70ZM137 126V125H136ZM141 125H138L137 127H139ZM166 126V124H165ZM171 126V125H170ZM228 126V125H227ZM232 126V125H231ZM61 127V126H60ZM73 127V125H72ZM134 127V125H133ZM12 128V129H11ZM15 128V129H16ZM59 128V126H58ZM58 128H56V131L58 132ZM70 128V127H69ZM68 128V129H69ZM75 128V127H74ZM74 128H71L70 130H73ZM130 128V126H129ZM135 128V127H134ZM140 130L142 129L141 127H139ZM167 128V130L169 131V127H163V130H165ZM224 128V126H223ZM60 130L62 128H59ZM66 129H67V126H66ZM65 129V130H66ZM77 129V128H76ZM93 129V132H92V135H95L96 137H99L102 139V141L100 142V146H108L106 149V151L104 152L105 155L104 156V159L102 157H100L99 155L101 153L97 152L95 153L94 155H91V154H87V151L89 150H92L95 147V144L93 142H87V140L89 139H92V136H89L88 137V134H89V131H92ZM102 129H104L106 132L105 134L103 132H101V134L103 133V135H98L100 130L102 131ZM131 129L132 126H131ZM137 129V128H136ZM158 129H161L160 127ZM231 129V128H230ZM63 130V129H62ZM64 130V131H65ZM69 130V132H70ZM78 130V129H77ZM197 130V129H196ZM52 131H51V134H52ZM54 131V132H56ZM67 131V130H66ZM65 131V132H66ZM156 131V132H155ZM50 132V131H49ZM53 132V133H54ZM161 132L162 129H161ZM8 133V132H6ZM61 133V132H60ZM68 133V132H67ZM73 133V132H72ZM164 133V132H163ZM171 133V132H169ZM168 133V135H169ZM242 133V132H241ZM9 134V133H8ZM59 134V133H58ZM63 134V133H62ZM65 134V133H64ZM139 134V132L137 133ZM166 134V133H165ZM7 135V134H6ZM5 135V136H6ZM11 135V134H10ZM9 135V136H10ZM55 136V133L53 134ZM61 135V134H60ZM67 135V134H66ZM70 135V134H69ZM132 135V134H131ZM155 135V136H154ZM168 135L166 136V138L168 137ZM171 135V134H170ZM52 136V135H51ZM59 136V135H58ZM63 136V135H61ZM107 136V137H106ZM128 136V137H127ZM158 136H163L162 134L158 135ZM158 136H156L158 138ZM4 137V136H3ZM76 137H78V134L76 135ZM93 136V139L96 138ZM2 138V137H1ZM11 138V137H10ZM51 138V139H50ZM60 138V136H59ZM68 138V137H66ZM70 138V136H69ZM69 138H68V141L67 143H69ZM89 138V139H88ZM98 138V139H99ZM121 138V137H120ZM132 138L130 140V142L132 141ZM221 138V137H220ZM227 138V137H226ZM6 139V138H5ZM42 139V138H41ZM58 139V138H57ZM70 139V141H71ZM97 139V138H96ZM95 139V140H96ZM107 139V140H106ZM164 139V137L162 138ZM161 139V140H162ZM1 140V139H0ZM43 140V139H42ZM40 140V141H42ZM77 140V141H78ZM100 140V139H99ZM111 140V139H109ZM114 140H117V139H114ZM120 140V139H118ZM126 140V139H125ZM158 140V139H157ZM155 140V141H157ZM160 140V139H159ZM166 140V139H165ZM39 141V140H38ZM37 141V143H38ZM62 141H66V139L64 138V140ZM61 141V142H62ZM113 141V139H112ZM124 140H122L121 142L124 144H127L126 141L123 142ZM152 141V140H151ZM163 141V140H162ZM247 141V140H246ZM249 141V140H248ZM76 142V141H75ZM97 142V141H96ZM114 142V141H113ZM129 142V140H128ZM134 142V141H133ZM132 142V144H133ZM136 142V141H135ZM139 142V141H138ZM170 142V141H169ZM225 142V141H224ZM45 143V141L43 142ZM41 142V144H43ZM63 143V142H62ZM99 143V142H98ZM117 145H118V141L116 142ZM141 143V142H139ZM161 143V142H159ZM226 143V142H225ZM121 144V143H120ZM119 144V146H120ZM152 144V143H151ZM151 144H148V145H151ZM157 144V143H156ZM155 144V145H156ZM163 144V143H161ZM38 145V144H37ZM66 145V144H65ZM68 145V144H67ZM68 145V146H69ZM98 145V146H99ZM111 145V146H110ZM116 145V144H115ZM117 145H116V148H117ZM129 145V144H127ZM137 145V144H136ZM153 145V144H152ZM160 145V144H158ZM165 145V144H164ZM45 146V145H44ZM44 146L42 147L41 146V149L43 150ZM114 146V145H113ZM118 146V147H119ZM132 146V145H131ZM162 146V145H161ZM174 146V145H173ZM229 146V145H228ZM125 147V146H124ZM135 147V146H134ZM139 147V146H138ZM143 147V146H142ZM149 147V146H148ZM48 148V149H49ZM102 148V147H101ZM114 148V147H113ZM129 148V146H128ZM145 148H146V145H145ZM151 148V147H150ZM46 149V147H45ZM44 149V150H45ZM100 149V148H99ZM127 149V148H126ZM142 149V148H141ZM147 149V148H146ZM152 149V148H151ZM154 149V148H153ZM158 149V148H157ZM156 149V150H157ZM164 149V148H163ZM174 149V148H173ZM180 149V148H179ZM69 150V149H68ZM97 150V149H96ZM102 150V149H100ZM123 150V149H121ZM166 150V149H165ZM176 150V148H175ZM94 151V150H93ZM129 151V150H128ZM145 151V150H144ZM147 151V150H146ZM179 151V150H177ZM51 152V153H50ZM69 152V151H68ZM134 152V150H133ZM136 152V150H135ZM143 154L144 152L141 151ZM175 152V151H174ZM86 153V154H85ZM103 153V152H102ZM122 156H120L121 158H127L128 161H129V158L132 157V154L127 152V151H122ZM139 153V151H138ZM149 154H151L150 152H148ZM136 154V153H135ZM153 154V153H152ZM155 154V153H154ZM172 154V153H171ZM69 158L67 157H64L66 158L65 160H69L71 159V155L68 154ZM134 155V153H133ZM44 156V157H43ZM66 156V155H65ZM138 156V155H137ZM147 156V155H146ZM146 156H142V158H145ZM179 156V155H178ZM134 157V156H133ZM132 157V158H133ZM140 157V156H139ZM160 157V156H159ZM163 157V156H162ZM121 158H117L118 159H121ZM136 160L138 161V159L140 158H137L135 157ZM134 158V160H135ZM152 158V157H151ZM154 158V157H153ZM61 160V158H59ZM158 159V158H157ZM45 160V161H44ZM63 160V159H62ZM67 160V161H68ZM122 160V159H121ZM123 160H126V159H123ZM134 160H133V166L136 167V164L134 165ZM141 160V159H140ZM152 160V159H151ZM155 160V158H154ZM165 160V159H164ZM53 161V160H52ZM54 161L56 162V160L54 159ZM64 161V160H63ZM62 162H59V163H63ZM74 161V160H73ZM110 161V162H111ZM114 161V160H113ZM132 161V160H130ZM147 161V160H146ZM20 165V161H18ZM17 162V163H18ZM44 162V163H43ZM55 162H51V163H55ZM125 162V161H124ZM9 163V164H8ZM15 163V164H17ZM65 163V162H64ZM114 163V162H113ZM120 163V162H118ZM123 163V162H122ZM126 163H129L126 161ZM139 164V162H137ZM171 163V162H169ZM48 164H50L51 166H48ZM92 165L91 169H89L90 165ZM106 164V163H105ZM117 164V162H116ZM131 164V163H130ZM141 164H142V161H141ZM165 164V163H164ZM163 164V165H164ZM64 165V164H62ZM109 165H111V163H109ZM121 165H125L126 167V164H121ZM132 165V164H131ZM130 165V166H131ZM11 166V165H10ZM101 166V165H100ZM167 166V165H166ZM183 166V165H182ZM5 167V168H6ZM55 167V166H53ZM52 167V169H53ZM114 167V166H113ZM117 167V166H115ZM132 167V166H131ZM130 167V168H131ZM170 167V166H169ZM11 168V167H10ZM16 168V167H14ZM18 168V166H17ZM21 168V166H20ZM101 168V167H100ZM107 168V167H106ZM134 168V167H133ZM138 168V167H137ZM143 168V167H142ZM166 168V167H165ZM168 168V167H167ZM185 168V167H184ZM56 170V168H54ZM108 169V168H107ZM115 169V168H114ZM136 169V168H135ZM9 170V168H8ZM51 170V169H50ZM50 170H49V173L48 175H50ZM58 170V169H57ZM71 170V171H70ZM85 170V169H84ZM112 171V168H109V170H103V172L105 173L104 174V177L106 175V171ZM118 170V169H117ZM164 170V169H163ZM5 171V172H4ZM10 171V170H9ZM19 171V170H18ZM52 171V170H51ZM60 171V170H59ZM64 171V169L62 170ZM87 171V170H86ZM114 171V170H113ZM113 174H115V177L112 176L113 180L114 178H116V170L115 172H113ZM167 171V170H166ZM20 172V174H21ZM123 174H126V170L122 171ZM121 172V173H122ZM125 172V173H124ZM136 172V171H134ZM133 172V174H134ZM139 172V171H138ZM172 172V171H171ZM2 173V172H1ZM0 175H3L1 174ZM53 172H51V175H52ZM71 173V174H72ZM76 173V171H75ZM85 173V172H84ZM99 173V174H100ZM132 173V171H131ZM141 173V172H140ZM162 173V172H161ZM11 174V172L9 173ZM8 174V175H9ZM56 176H58L59 172L57 173L56 172ZM112 174V175H113ZM137 174V172H136ZM7 175V176H8ZM67 175H70L67 173ZM85 175V174H84ZM111 175V174H110ZM128 175V174H127ZM124 176V177H127ZM140 175V174H139ZM163 175V174H162ZM42 175H39L38 177L41 179L43 177H41ZM55 176V178H56ZM75 176V174H74ZM78 175L76 174V177ZM90 176V178H91ZM102 175H100L98 177V180H94V181H97L95 183V190L100 193V191L103 192L104 190V185H105V182H103V180H99L101 178ZM121 176V175H120ZM119 176V178H120ZM156 176H159L158 174H156ZM2 177V176H0ZM9 177V176H8ZM22 177V178H21ZM37 177V179H38ZM50 177V176H49ZM59 177V176H58ZM57 177V178H58ZM70 177H73L72 175ZM86 177V178H87ZM96 177V176H95ZM94 177V178H95ZM110 177V176H109ZM122 177V176H121ZM155 177V176H154ZM153 177V178H154ZM30 178V177H29ZM28 178V179H29ZM69 177L65 178V179H68ZM148 178V177H147ZM146 178V179H147ZM158 178V177H157ZM22 179V180H21ZM33 179H30L31 182H33ZM51 179V177L49 178ZM48 179V180H49ZM72 179V178H71ZM73 179L75 180V177H73ZM79 179V178H77ZM111 179V177H110ZM108 179V180H110ZM186 179V178H185ZM8 180V181H7ZM45 180V179H44ZM72 180V184L75 183V181ZM91 180H93L91 178ZM89 180V182L91 181ZM112 180V182H114ZM124 180V179H123ZM133 180V179H132ZM149 180V179H148ZM156 180V178H155ZM39 181V180H38ZM43 181V180H42ZM47 180H45L44 182H46ZM53 181V180H52ZM68 180H66L65 182H67ZM104 181L107 182V180L105 179ZM127 181V180H126ZM154 181V180H153ZM30 182V183H31ZM70 182V181H68ZM77 182V181H76ZM88 182V180H87ZM86 182V183H87ZM39 183V182H38ZM85 183V184H86ZM124 183V182H123ZM138 183V182H137ZM145 183V182H144ZM152 183V182H151ZM150 183V185H151ZM154 183V182H153ZM32 184V183H31ZM37 184V182H36ZM47 184V182H46ZM45 184V185H46ZM52 184V183H51ZM65 184V183H63ZM109 183H107V186H108ZM115 184V182H114ZM121 184V183H120ZM147 184V183H146ZM145 184V185H146ZM170 184V183H169ZM33 185H35V182L33 183ZM32 185V188L34 187ZM41 185V184H40ZM43 185L44 183L41 185L42 186V190H43ZM69 185V184H67ZM66 185V186H67ZM84 185V184H82ZM88 185V183L86 184ZM111 185V183H110ZM109 185V186H110ZM126 185V184H125ZM153 185V184H152ZM30 186L31 188V185H28ZM27 186V187H28ZM50 186V185H49ZM59 186V185H58ZM65 186V187H66ZM70 186V185H69ZM92 186V185H91ZM108 186V187H109ZM124 186V185H123ZM44 187H47V186H44ZM57 187V186H56ZM73 187V186H72ZM71 187V188H72ZM81 187V186H80ZM90 187V185L88 186ZM114 187V186H113ZM122 187V186H121ZM143 187V185H142ZM147 188V185L145 186ZM150 187V186H149ZM30 188L28 190H30ZM39 188V187H38ZM59 188V187H58ZM58 188H57V191H58ZM64 188V187H63ZM67 188H70V187H67ZM86 188V186L84 187ZM84 188L81 187V189L84 190ZM124 188V187H123ZM138 188V187H137ZM140 188V187H139ZM36 189V188H35ZM111 189V187H110ZM27 190V191H28ZM37 190V189H36ZM80 190V189H79ZM86 190V189H85ZM107 190H109L107 188ZM115 190V189H114ZM113 190V191H114ZM126 190V189H125ZM150 190V189H149ZM15 191V192H16ZM31 191V190H30ZM68 191V190H67ZM106 191V190H105ZM110 191V190H109ZM112 191V192H113ZM151 191V190H150ZM14 192V193H15ZM24 192H25V189H24ZM36 192V191H35ZM37 192H39L37 190ZM56 192V191H54ZM59 192V191H58ZM82 192V191H81ZM111 192V193H112ZM122 192V191H121ZM124 192V191H123ZM122 192V193H123ZM141 192V191H140ZM23 193V192H22ZM27 193V192H26ZM74 193H76V191H74ZM92 193V192H91ZM110 193V194H111ZM120 193V191H119ZM137 193V192H136ZM182 193V192H181ZM180 193V194H181ZM36 194V193H34ZM50 194V193H49ZM57 194V192L55 193V195ZM93 194V193H92ZM95 194V192H94ZM93 194V195H94ZM104 193H102L103 195ZM51 195V194H50ZM53 195V194H52ZM75 195V194H74ZM97 195V193H96ZM95 195V197H96ZM101 196V194H99ZM26 196V194L24 195V197ZM88 196V195H86ZM131 196V195H130ZM183 196V195H182ZM50 197V196H49ZM73 197V196H72ZM93 197V196H92ZM45 198V196H43L41 199ZM48 198V196H47ZM46 198V199H47ZM133 198V197H132ZM46 199H45V204H46ZM72 199V198H71ZM92 199V198H91ZM113 202L116 203L118 201V199L116 198H113ZM154 199V198H153ZM22 200V198H21ZM85 200V199H83ZM98 200V199H97ZM101 200H102V197H101ZM42 201V200H40ZM48 201V199H47ZM50 202L52 201L51 199L49 200ZM68 202V200H65ZM82 201V200H81ZM1 202V200H0ZM16 202V201H15ZM50 202L48 204H50ZM83 203H85L84 201H82ZM43 203V205H44ZM55 203V202H54ZM76 203V202H75ZM96 203V202H95ZM99 203V202H98ZM120 203V202H119ZM3 204V202H2ZM1 204V205H2ZM72 204V203H71ZM77 206H78V203H76ZM141 204V203H140ZM139 204V205H140ZM16 205V204H15ZM41 205V204H40ZM47 205V204H46ZM51 205V204H50ZM56 205V204H55ZM116 205H119L118 203ZM27 206V205H26ZM37 206H39L37 204ZM53 206V205H52ZM86 206V204H85ZM113 206V205H112ZM2 207V206H0ZM48 207V205H47ZM62 207V206H61ZM116 206L112 207L113 209L115 208ZM118 207V206H117ZM116 207V208H117ZM120 207V206H119ZM37 208V207H36ZM49 208V207H48ZM62 208L66 209V210H69L70 212L68 213V221H69V224L71 226L73 225H79V224H86L87 222H91V214H92V211L90 210H83L81 209V207H68L67 204H65ZM109 208H110V205H109ZM123 208V207H122ZM126 208V207H125ZM132 208V207H131ZM130 208V209H131ZM39 209H40V206H39ZM54 209V208H53ZM44 210V209H43ZM48 210V209H47ZM50 210V209H49ZM106 210V209H105ZM111 210V209H110ZM109 210V211H110ZM21 211V210H20ZM19 211V212H20ZM40 211V210H38ZM46 211V210H45ZM57 211V210H56ZM103 211V209H102ZM108 211V210H107ZM52 212V211H51ZM50 212V214H51ZM105 212V211H104ZM144 212V211H143ZM99 213H100V210H99ZM98 213V214H99ZM38 214V213H37ZM67 214V213H66ZM97 214V215H98ZM102 214V212L100 213ZM110 214V213H109ZM133 214V213H132ZM35 215V214H34ZM33 215V216H34ZM96 215V213H95ZM136 215V214H135ZM3 216V214H2ZM45 216V215H44ZM66 216V215H65ZM64 216V218H65ZM117 217V216H116ZM31 218H32V215H31ZM63 218V220H64ZM30 219V218H29ZM66 220V219H65ZM64 220V221H65ZM63 221V222H64ZM50 220L48 221V224H49ZM62 222V220H61ZM62 224V223H61ZM90 225L91 224H94L93 223H89ZM120 224V223H119ZM118 225V224H117ZM241 225V224H240ZM40 228V227H39ZM118 228V227H117ZM78 230V229H77ZM103 230V229H102ZM71 231V230H70ZM118 231V230H117ZM89 232V231H88ZM119 232V231H118ZM69 234V233H68ZM74 234V232H73ZM118 235V234H117ZM116 236V235H115ZM263 236V235H262ZM118 241V240H117ZM116 241V242H117ZM113 242V241H112ZM67 243V242H66ZM115 244V243H114ZM114 247V246H113ZM112 249V248H111ZM35 263V262H34Z\"/></svg>", "mask_w": 264, "mask_h": 264}]
</instances>
